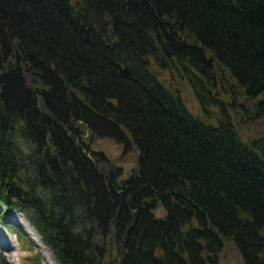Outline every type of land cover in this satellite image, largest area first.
Segmentation results:
<instances>
[{
	"label": "trees",
	"instance_id": "1",
	"mask_svg": "<svg viewBox=\"0 0 264 264\" xmlns=\"http://www.w3.org/2000/svg\"><path fill=\"white\" fill-rule=\"evenodd\" d=\"M263 118L264 0H0V225L56 264H264Z\"/></svg>",
	"mask_w": 264,
	"mask_h": 264
},
{
	"label": "rangeland",
	"instance_id": "2",
	"mask_svg": "<svg viewBox=\"0 0 264 264\" xmlns=\"http://www.w3.org/2000/svg\"><path fill=\"white\" fill-rule=\"evenodd\" d=\"M168 79L173 82L174 85L172 87H176L180 93L181 97L189 108L190 111L194 113L199 112V104L194 97L191 88L182 80H177L173 74L165 73ZM172 79V80H171ZM252 124H246L241 127V136L243 138H253L258 136L263 132L264 128V118L263 119H253ZM87 141V139H85ZM91 145L97 149H101L111 161L116 165H121V173L126 174L127 171L131 166L134 164L136 151L132 149L129 152H122V147L118 143H114L112 140L104 138V139H94ZM24 219V218H23ZM22 229L25 230L27 233H24L26 242L16 241L15 235L8 233L3 227L0 226V242L4 243V246L7 245L9 239L15 240V251L10 254V250L4 249V253L6 258L9 260L10 264H25L24 263V256L30 255L32 252L36 253L38 260L42 264H56L52 252L48 247L43 245L42 243L38 242V239L34 237L29 230H27L26 226L21 223ZM32 232V231H31ZM4 233V234H3ZM5 234L9 235L6 236ZM29 239L30 241H27ZM42 246L46 248H42ZM18 256V257H17ZM219 262L218 264H241V259L239 254L237 253L235 247L230 243H225L222 250L219 252ZM17 257L14 261L13 258Z\"/></svg>",
	"mask_w": 264,
	"mask_h": 264
},
{
	"label": "bare ground",
	"instance_id": "3",
	"mask_svg": "<svg viewBox=\"0 0 264 264\" xmlns=\"http://www.w3.org/2000/svg\"><path fill=\"white\" fill-rule=\"evenodd\" d=\"M11 219H12V221L13 222H15V223H19V224H21V223H23L25 226H26V228H27V230H31L30 231V233L34 236V237H36L37 239H38V242L39 243H41L40 241H39V238H38V235L36 234V232L34 231V229L27 223V221L25 220V219H23V216L22 217H20L17 213H13V214H11ZM2 243V242H1ZM15 245H16V243H15V240H13V239H9L8 240V242H7V245H1L4 249H6V250H10L11 251V255H12V253L15 251ZM44 246H42V248H43ZM44 248H46V247H44ZM16 252V251H15ZM13 256V255H12ZM18 257V256H17ZM17 257H14L13 258V260L15 261L16 259H17Z\"/></svg>",
	"mask_w": 264,
	"mask_h": 264
},
{
	"label": "water",
	"instance_id": "4",
	"mask_svg": "<svg viewBox=\"0 0 264 264\" xmlns=\"http://www.w3.org/2000/svg\"><path fill=\"white\" fill-rule=\"evenodd\" d=\"M38 103H39V107H40L42 112H47V116L49 118H51L54 122H58V120L56 119V117L53 114H51L49 111L45 110L44 101H43L41 96H39V98H38Z\"/></svg>",
	"mask_w": 264,
	"mask_h": 264
}]
</instances>
